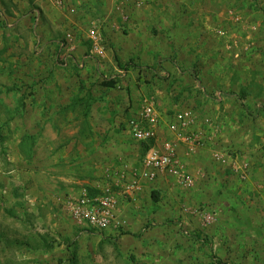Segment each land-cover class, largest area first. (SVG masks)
<instances>
[{"label": "rangeland", "instance_id": "rangeland-1", "mask_svg": "<svg viewBox=\"0 0 264 264\" xmlns=\"http://www.w3.org/2000/svg\"><path fill=\"white\" fill-rule=\"evenodd\" d=\"M109 2L0 0V264H264V0ZM146 101L148 149L131 133ZM185 111L193 147L168 129ZM96 135L105 156L86 143ZM162 141L192 185L162 172L128 195ZM179 147L204 166L190 171ZM92 181L103 187H81ZM82 189L139 218L76 224L65 203Z\"/></svg>", "mask_w": 264, "mask_h": 264}, {"label": "built area", "instance_id": "built-area-1", "mask_svg": "<svg viewBox=\"0 0 264 264\" xmlns=\"http://www.w3.org/2000/svg\"><path fill=\"white\" fill-rule=\"evenodd\" d=\"M53 6H61L64 0H45ZM129 1V0H125ZM138 7V4H135ZM100 34L92 31L88 39L93 45V49L98 48ZM179 124H169L168 129L176 134L177 139H181L185 143H189L193 147V142H198L195 135H188L187 129L194 122L193 113L185 111L178 115ZM143 123H131V133L138 141H153L156 143L158 137L155 133V127L158 124V116L154 105L145 102L142 112ZM142 172L136 174V178L131 183L124 185V191L132 196L139 191V181L154 180L159 173L166 172L178 176L182 187L192 185V179L184 175L176 166L175 162V146L173 142L162 141L161 144H155L146 154L142 168ZM66 208L76 224L84 225L88 229L104 231L116 228L121 224L117 217V200L114 195L104 193L103 195L90 196L86 189H82L75 197H69L66 200Z\"/></svg>", "mask_w": 264, "mask_h": 264}, {"label": "crops", "instance_id": "crops-1", "mask_svg": "<svg viewBox=\"0 0 264 264\" xmlns=\"http://www.w3.org/2000/svg\"><path fill=\"white\" fill-rule=\"evenodd\" d=\"M142 2V1H141ZM116 3V2H115ZM115 3L113 2V0H111V2H109V5H107L108 6V8L109 9H113V8H115V9H117V6L115 5ZM64 4V3H63ZM131 6L133 7V5L131 4ZM73 10V12H74V9H72ZM141 45L142 44H136L135 46H134V50L138 53V50H141L142 49V47H144V46H142L141 47ZM133 59H134V61L135 62H138L139 61V56H137V54L135 53L134 54V56L132 57ZM126 61H132V59H128V60H126ZM133 62V61H132ZM140 62H142V60H140ZM194 99V98H193ZM196 99H198V100H200L201 102H203L204 101V97H198V98H196ZM198 103V102H197ZM194 104H195V102H194ZM197 106V105H196ZM166 133H168L167 131H166ZM169 137H170V135H168ZM118 140H120V143H121V145H123L124 144V141L122 140V139H118ZM101 142H103V141H101V140H99V138H98V135H96L94 138H87V141H86V143H90V144H94V152H95V154L96 155H101V156H105V154H106V148H104V147H101L100 146V143ZM113 142L112 141H109V144H112ZM182 146H184V145H182L181 144V146L180 147H182ZM179 147V148H180ZM119 148V147H118ZM180 152H179V156H181L180 157V161H184V164H186V166H188L187 168L190 170V171H192L193 172V170L195 171H197V170H199L200 168H202L203 166H204V162L205 161H202V159H199V160H197V156H194L193 158H189V156L188 155H185V147H183V148H180V149H178ZM81 153H85L84 151H81ZM95 157V155H93V158ZM187 157V158H186ZM196 158V159H195ZM195 159V160H194ZM121 160V159H120ZM102 167V166H101ZM102 169V170H101ZM100 169V171H105L103 168H101ZM119 169V171H120V173H123V171L125 170L124 169V166L122 165V164H120V167H118L117 168V170ZM109 172H110V170H109ZM100 173V172H99ZM96 175H98V174H96ZM214 175H216L215 173H214ZM197 176V175H196ZM195 176V177H196ZM200 178H202L201 176H197L196 177V179L197 180H199L200 181ZM261 178H264V177H261ZM167 179L166 178H161L160 179V181H157L156 182V185L155 186H157V187H159V188H161V189H164L165 190V187L167 186ZM82 184H86V185H83V186H81V187H87V188H94V189H96V188H101V187H103V182L102 183H100V182H96V181H92L91 183H82ZM72 186L73 185H71V186H67V188L68 187H70V188H68V191H71L70 189H72ZM152 186V185H151ZM66 188V189H67ZM148 188H150V186L149 185H145V184H143V186H142V188L140 189V191L138 192V194L137 195H139V196H144V194L146 193V191L148 190ZM73 192V191H72ZM71 195H76L75 193L74 194H70L69 196L71 197ZM41 197V196H40ZM41 201H38L37 199H35V204H36V206L37 207H41L42 205H46V201L45 200H42V199H40ZM30 202V201H29ZM47 204H49V203H47ZM152 206V205H151ZM135 208H137V212H135V210H133V211H131L132 213H130V210H129V207L128 206H125V204L123 205V206H120V207H118V219H122V220H124L125 221V219H127L129 222H131V223H134L135 222V220L137 219V218H139V211H138V209H141V206L140 205H138V204H136L135 206H134ZM129 222H126V223H128L129 224ZM113 228V227H112ZM126 228L127 229H129V225H126Z\"/></svg>", "mask_w": 264, "mask_h": 264}, {"label": "trees", "instance_id": "trees-1", "mask_svg": "<svg viewBox=\"0 0 264 264\" xmlns=\"http://www.w3.org/2000/svg\"><path fill=\"white\" fill-rule=\"evenodd\" d=\"M149 142H150V143H149V145H148V146H146V149H148V148L150 147V145H152V144H153V142H152V141H149ZM89 195H90V196H92V195H91V193H89Z\"/></svg>", "mask_w": 264, "mask_h": 264}]
</instances>
